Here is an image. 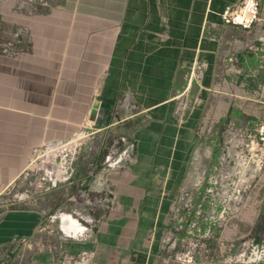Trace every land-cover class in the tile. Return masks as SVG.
<instances>
[{"label": "crops", "instance_id": "crops-1", "mask_svg": "<svg viewBox=\"0 0 264 264\" xmlns=\"http://www.w3.org/2000/svg\"><path fill=\"white\" fill-rule=\"evenodd\" d=\"M16 1L1 10L23 34L17 54H0V187L30 165L35 148L83 130L100 145L96 162L134 145L129 159L108 164L105 184L92 185L126 216L103 224L90 250L100 264H147V227L162 230L157 215L173 209L206 135L264 123V0L251 29L222 21L239 0H49L30 14L13 11ZM231 54L242 69L235 80L225 73ZM196 64L205 65L201 85L182 95ZM180 96L198 98L182 115ZM85 181L77 171L73 182ZM42 219L21 206L0 217V264L35 239Z\"/></svg>", "mask_w": 264, "mask_h": 264}, {"label": "rangeland", "instance_id": "rangeland-1", "mask_svg": "<svg viewBox=\"0 0 264 264\" xmlns=\"http://www.w3.org/2000/svg\"><path fill=\"white\" fill-rule=\"evenodd\" d=\"M37 6L30 0H17L13 11L30 14ZM2 7L0 0V54H17L23 32L3 20ZM10 43L9 52L3 53ZM256 128L226 125L206 135L186 179L195 190L196 206L178 215L172 209L159 211L158 220H165L156 224L164 222V226L161 231L158 225L147 227V264H264V257L260 262H246L252 253L264 251V145ZM88 132L80 131L78 135L84 136L80 143L72 142L76 136L35 148L30 165L10 185L0 187V217L20 206L35 209L43 217L30 247L15 253L14 264H36L42 255L50 258V264H66L67 255L96 254L90 249L98 245L99 228L109 219L126 216V211L117 209L113 194L92 188L95 180L106 183L108 162L106 157L96 162L100 145ZM77 171L86 180L84 185L73 182ZM64 213L73 215L88 231L78 239L67 238L56 218ZM137 213L130 211V217ZM181 224L183 230L175 232ZM99 259L96 254L95 264H100Z\"/></svg>", "mask_w": 264, "mask_h": 264}, {"label": "built area", "instance_id": "built-area-1", "mask_svg": "<svg viewBox=\"0 0 264 264\" xmlns=\"http://www.w3.org/2000/svg\"><path fill=\"white\" fill-rule=\"evenodd\" d=\"M262 0H239L238 3L231 5L225 9V11L221 14V18L224 24L226 25H232L236 27H240L242 29H251L255 24H257L261 18H260V7H261ZM31 4H38L41 6H46L49 3V0H30ZM260 42L264 43V31L262 33V36L259 38ZM13 46V43H10L9 45H6L3 49V53H8L9 49ZM258 46H252L250 47V50H257ZM2 50V47L0 51ZM205 65H194L190 72L186 75V79L188 80V86L183 91L182 95L186 94L188 90H190L193 83H197V85H201V80L203 77ZM225 73L226 76L230 79H236L235 75H239L242 73V69L239 66V56L236 54H231L226 58L225 61ZM198 101V98H182L179 97V106H178V112L182 115L185 111L191 109L194 104H196ZM257 136L259 138V142H261L264 145V123L257 124L256 128ZM134 150V145L128 146L126 149L122 150L118 157H114L115 150L111 151L108 157H106V161L110 166L113 165H120V163L126 161V159H129L131 157V154ZM194 188L191 187L186 180L181 188L179 197L177 201L174 204L173 211L176 215H178L181 211L184 210H190L193 206H196V204L193 202L194 199ZM107 196V195H106ZM113 199V198H112ZM111 197H107L106 200L113 203ZM198 207H201V204L197 205ZM182 220V219H181ZM80 223V222H79ZM93 223L92 221L87 222ZM81 224V223H80ZM85 231H88V228L85 227ZM182 224L180 228L175 227L174 231H181ZM84 234H81L79 237H82ZM78 237V238H79ZM68 238V237H67ZM77 238V239H78ZM72 239V238H70ZM22 244L25 247H30L31 241L27 239L22 240ZM262 254V255H261ZM252 253L251 258L247 260V263H253V262H260L263 260L264 257V251L261 253ZM254 256V257H253ZM96 258V254L94 252L89 251H83L80 252L77 255H67L64 258V261L66 264H95L94 260ZM3 264H14L13 260L10 259V257L7 258V261H5Z\"/></svg>", "mask_w": 264, "mask_h": 264}, {"label": "bare ground", "instance_id": "bare-ground-1", "mask_svg": "<svg viewBox=\"0 0 264 264\" xmlns=\"http://www.w3.org/2000/svg\"><path fill=\"white\" fill-rule=\"evenodd\" d=\"M84 138L83 135H79L76 138L73 139L72 142H78L80 143L82 139ZM69 213L61 214L60 216L56 217L60 220V223L63 224L60 226L61 229L66 233V237L77 239L81 234H84V227L79 223V221ZM60 229V230H61ZM86 230V229H85Z\"/></svg>", "mask_w": 264, "mask_h": 264}, {"label": "water", "instance_id": "water-1", "mask_svg": "<svg viewBox=\"0 0 264 264\" xmlns=\"http://www.w3.org/2000/svg\"><path fill=\"white\" fill-rule=\"evenodd\" d=\"M99 108H100V101H96L94 104L91 116H90V121L96 122L99 114Z\"/></svg>", "mask_w": 264, "mask_h": 264}]
</instances>
